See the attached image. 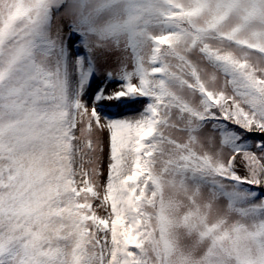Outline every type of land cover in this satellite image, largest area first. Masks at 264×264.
<instances>
[{
    "label": "snow or ice",
    "instance_id": "6c2138e0",
    "mask_svg": "<svg viewBox=\"0 0 264 264\" xmlns=\"http://www.w3.org/2000/svg\"><path fill=\"white\" fill-rule=\"evenodd\" d=\"M0 264H264V0H0Z\"/></svg>",
    "mask_w": 264,
    "mask_h": 264
},
{
    "label": "rangeland",
    "instance_id": "374dc122",
    "mask_svg": "<svg viewBox=\"0 0 264 264\" xmlns=\"http://www.w3.org/2000/svg\"><path fill=\"white\" fill-rule=\"evenodd\" d=\"M129 68H131V64L129 63ZM136 107H139V106H136ZM99 214L103 215L102 212H100Z\"/></svg>",
    "mask_w": 264,
    "mask_h": 264
}]
</instances>
